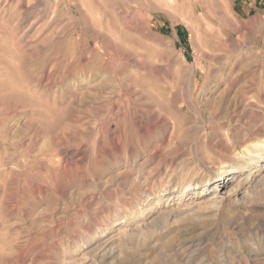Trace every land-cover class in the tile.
Masks as SVG:
<instances>
[{
  "label": "rangeland",
  "instance_id": "1",
  "mask_svg": "<svg viewBox=\"0 0 264 264\" xmlns=\"http://www.w3.org/2000/svg\"><path fill=\"white\" fill-rule=\"evenodd\" d=\"M0 264H264V0H0Z\"/></svg>",
  "mask_w": 264,
  "mask_h": 264
},
{
  "label": "bare ground",
  "instance_id": "2",
  "mask_svg": "<svg viewBox=\"0 0 264 264\" xmlns=\"http://www.w3.org/2000/svg\"><path fill=\"white\" fill-rule=\"evenodd\" d=\"M240 164V163H239ZM219 179H221V176H219L218 178H217V180H219Z\"/></svg>",
  "mask_w": 264,
  "mask_h": 264
}]
</instances>
